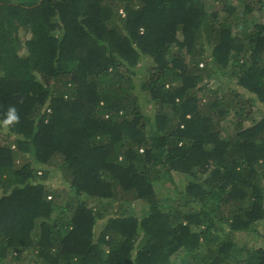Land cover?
Instances as JSON below:
<instances>
[{"label": "trees", "instance_id": "obj_1", "mask_svg": "<svg viewBox=\"0 0 264 264\" xmlns=\"http://www.w3.org/2000/svg\"><path fill=\"white\" fill-rule=\"evenodd\" d=\"M262 110L264 0H0V264H264Z\"/></svg>", "mask_w": 264, "mask_h": 264}, {"label": "rangeland", "instance_id": "obj_2", "mask_svg": "<svg viewBox=\"0 0 264 264\" xmlns=\"http://www.w3.org/2000/svg\"><path fill=\"white\" fill-rule=\"evenodd\" d=\"M16 1H18V0H16ZM215 87H216V85H214L212 82L209 83V88L210 89H214ZM260 115H261V112L259 110H255V112L253 113V117L254 118H258ZM5 133H6V131L4 129H0V141L3 140V142H5L4 141V140H6V137H4ZM49 175L50 176H49V179H48L47 182L50 183L52 188L67 190V186L64 184V182H63V180L61 178V175L59 174V172L56 169H54V170L52 169V171L49 173ZM163 192H165V190H163ZM263 237H264V226H262V224H258V225L256 224L252 228L251 234L244 235V236L240 237V240L241 241L249 240L250 244L261 245ZM241 243L242 242H240V244ZM10 264H17V262H11Z\"/></svg>", "mask_w": 264, "mask_h": 264}, {"label": "clouds", "instance_id": "obj_3", "mask_svg": "<svg viewBox=\"0 0 264 264\" xmlns=\"http://www.w3.org/2000/svg\"><path fill=\"white\" fill-rule=\"evenodd\" d=\"M19 121V115L16 111L15 107H10L8 109L7 115H6V119L4 120L5 124H13L15 122Z\"/></svg>", "mask_w": 264, "mask_h": 264}]
</instances>
